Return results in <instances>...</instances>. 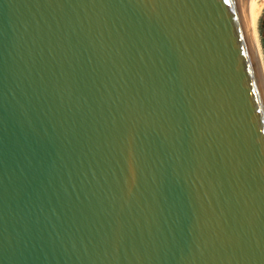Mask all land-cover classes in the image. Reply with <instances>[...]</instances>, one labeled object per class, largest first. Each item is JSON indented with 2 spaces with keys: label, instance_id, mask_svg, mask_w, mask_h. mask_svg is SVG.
Masks as SVG:
<instances>
[{
  "label": "water",
  "instance_id": "obj_1",
  "mask_svg": "<svg viewBox=\"0 0 264 264\" xmlns=\"http://www.w3.org/2000/svg\"><path fill=\"white\" fill-rule=\"evenodd\" d=\"M260 0H0V264H264Z\"/></svg>",
  "mask_w": 264,
  "mask_h": 264
},
{
  "label": "bare ground",
  "instance_id": "obj_2",
  "mask_svg": "<svg viewBox=\"0 0 264 264\" xmlns=\"http://www.w3.org/2000/svg\"><path fill=\"white\" fill-rule=\"evenodd\" d=\"M264 0H260L256 9L254 10L248 25V34L250 38L252 52L257 64V68L261 77V81L264 87V57L262 53V49L258 40L257 35V20L260 12V8L263 5ZM260 38V37H259Z\"/></svg>",
  "mask_w": 264,
  "mask_h": 264
},
{
  "label": "rangeland",
  "instance_id": "obj_3",
  "mask_svg": "<svg viewBox=\"0 0 264 264\" xmlns=\"http://www.w3.org/2000/svg\"><path fill=\"white\" fill-rule=\"evenodd\" d=\"M264 13V3L260 8V12H259V16H258V20H257V35H258V40L262 49V53H263V57H264V30H259L258 27V22H259V18L263 15ZM260 37V38H259Z\"/></svg>",
  "mask_w": 264,
  "mask_h": 264
},
{
  "label": "trees",
  "instance_id": "obj_4",
  "mask_svg": "<svg viewBox=\"0 0 264 264\" xmlns=\"http://www.w3.org/2000/svg\"><path fill=\"white\" fill-rule=\"evenodd\" d=\"M258 27H259V30H264V13L259 18Z\"/></svg>",
  "mask_w": 264,
  "mask_h": 264
}]
</instances>
